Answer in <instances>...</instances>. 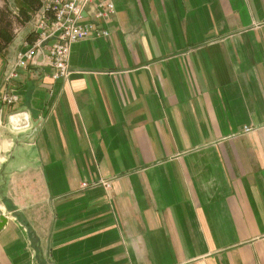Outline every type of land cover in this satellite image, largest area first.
Masks as SVG:
<instances>
[{"label":"crops","instance_id":"obj_1","mask_svg":"<svg viewBox=\"0 0 264 264\" xmlns=\"http://www.w3.org/2000/svg\"><path fill=\"white\" fill-rule=\"evenodd\" d=\"M84 14L68 79L44 49L0 101V264H264V0Z\"/></svg>","mask_w":264,"mask_h":264},{"label":"built area","instance_id":"obj_2","mask_svg":"<svg viewBox=\"0 0 264 264\" xmlns=\"http://www.w3.org/2000/svg\"><path fill=\"white\" fill-rule=\"evenodd\" d=\"M40 6L33 13L32 42L25 41V49H19L12 58L7 59L2 74V82L6 89L0 94V101L10 105L18 101V97L9 88L11 80L17 77L18 70L34 63L38 53L47 51L48 65L53 67L52 78L66 80L70 76L68 56L70 44L79 39L94 35H108V31L100 30L93 24L83 22L84 10L94 0H40ZM94 9L96 17H107L113 12V3L107 1ZM105 7V11L101 10ZM29 124L25 123V126ZM251 126L243 127V132L251 131ZM108 186V182H104ZM83 183L81 187L87 186Z\"/></svg>","mask_w":264,"mask_h":264},{"label":"rangeland","instance_id":"obj_3","mask_svg":"<svg viewBox=\"0 0 264 264\" xmlns=\"http://www.w3.org/2000/svg\"><path fill=\"white\" fill-rule=\"evenodd\" d=\"M40 4H41V1H40ZM17 6H18L17 0H0V13H1L0 28L6 29L11 34V40L16 33L15 29L20 27L19 28L20 31H24V32L26 31V33H28L30 29H32L33 13L38 8L37 6L33 10H30L28 13L29 18L24 19L18 13ZM27 35L29 37V34Z\"/></svg>","mask_w":264,"mask_h":264},{"label":"trees","instance_id":"obj_4","mask_svg":"<svg viewBox=\"0 0 264 264\" xmlns=\"http://www.w3.org/2000/svg\"><path fill=\"white\" fill-rule=\"evenodd\" d=\"M18 1V13L24 19H28V13L30 10H33L37 6L39 7V0H17ZM1 16V13H0ZM11 40V34L3 28H0V52L4 50L8 42Z\"/></svg>","mask_w":264,"mask_h":264},{"label":"water","instance_id":"obj_5","mask_svg":"<svg viewBox=\"0 0 264 264\" xmlns=\"http://www.w3.org/2000/svg\"><path fill=\"white\" fill-rule=\"evenodd\" d=\"M4 222H5V218L3 216H0V228L2 227ZM40 264H42V261H40Z\"/></svg>","mask_w":264,"mask_h":264}]
</instances>
